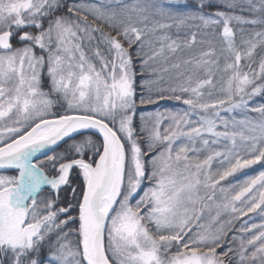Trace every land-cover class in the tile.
<instances>
[{
    "label": "snow or ice",
    "instance_id": "obj_1",
    "mask_svg": "<svg viewBox=\"0 0 264 264\" xmlns=\"http://www.w3.org/2000/svg\"><path fill=\"white\" fill-rule=\"evenodd\" d=\"M257 97L264 0H0V264H264Z\"/></svg>",
    "mask_w": 264,
    "mask_h": 264
},
{
    "label": "trees",
    "instance_id": "obj_2",
    "mask_svg": "<svg viewBox=\"0 0 264 264\" xmlns=\"http://www.w3.org/2000/svg\"><path fill=\"white\" fill-rule=\"evenodd\" d=\"M262 101H264V98H262V97H257V98H255V100H254V103H260V102H262ZM162 103H168V104H170V101H167V102H162ZM256 168H259V166H255ZM250 171V170H249ZM78 183V182H77ZM257 222H259V220H257Z\"/></svg>",
    "mask_w": 264,
    "mask_h": 264
},
{
    "label": "rangeland",
    "instance_id": "obj_3",
    "mask_svg": "<svg viewBox=\"0 0 264 264\" xmlns=\"http://www.w3.org/2000/svg\"><path fill=\"white\" fill-rule=\"evenodd\" d=\"M173 103H175V102L170 101V104H173ZM256 222H257V221H256Z\"/></svg>",
    "mask_w": 264,
    "mask_h": 264
}]
</instances>
